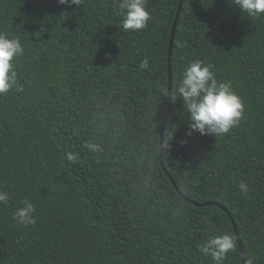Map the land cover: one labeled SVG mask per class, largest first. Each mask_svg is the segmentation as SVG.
<instances>
[{
    "label": "trees",
    "instance_id": "1",
    "mask_svg": "<svg viewBox=\"0 0 264 264\" xmlns=\"http://www.w3.org/2000/svg\"><path fill=\"white\" fill-rule=\"evenodd\" d=\"M119 2L0 0V32L24 48L14 60L23 90L0 95V190L9 195L0 264H215L198 246L224 233L236 248L223 264H243L230 216L244 264H264V14L249 17L230 0H183L174 33L177 97L163 165L187 198L228 213L185 199L160 162L179 0H147L151 19L140 31L122 29ZM195 59L244 104L240 123L219 137L186 135L178 86ZM24 200L34 225L13 219Z\"/></svg>",
    "mask_w": 264,
    "mask_h": 264
},
{
    "label": "clouds",
    "instance_id": "2",
    "mask_svg": "<svg viewBox=\"0 0 264 264\" xmlns=\"http://www.w3.org/2000/svg\"><path fill=\"white\" fill-rule=\"evenodd\" d=\"M58 2L75 4L78 7L81 0H58ZM230 3L249 17H258L264 14V0H230ZM146 5L147 0H120L118 10L123 17L120 26L124 31H140L148 26L151 15ZM23 53L24 48L18 37H10L7 33L0 32V95L8 93L12 89L23 90L14 64V60L22 56ZM139 67L142 70L149 67L147 57L141 60ZM161 94L166 96L169 93L162 88ZM178 94V97L182 98L183 108L187 113V136L198 132L201 135L219 137L229 133L243 118L244 104L239 95L233 90L230 83L219 81L212 66L202 60L190 61L183 68ZM176 97L172 95L173 100ZM172 135L173 131H170L164 147H168L167 140H170ZM184 142L186 141H182V143ZM88 146L95 148V145ZM67 159L75 164L78 156L69 153ZM238 188L241 193L247 195L248 185L245 182H240ZM8 199V193L0 190V204H7ZM34 212L33 203L24 200L21 206L14 211L13 219L21 226L34 225L36 223ZM198 247L201 254L211 257L215 264H223L227 254L235 250L236 238L231 233L212 235Z\"/></svg>",
    "mask_w": 264,
    "mask_h": 264
},
{
    "label": "water",
    "instance_id": "3",
    "mask_svg": "<svg viewBox=\"0 0 264 264\" xmlns=\"http://www.w3.org/2000/svg\"><path fill=\"white\" fill-rule=\"evenodd\" d=\"M182 3H183V0H179V3H178V8H177V11H176V15H175V19H174V22H173V25H172V29H171V35H170V39H169V48H168V105H167V110H166V113L164 115V118H163V121H162V125H161V131H160V162H161V165L165 171V173L168 175V177L170 178L172 184L174 185V187L176 188V190L180 193L181 196H183L185 199L195 203V204H198V205H210V204H215V205H218L220 206L221 208H223L226 212H228V210L226 209V207L220 203H217V202H197V201H192L191 199L187 198L181 191L180 189L178 188V186L176 185L175 181L173 180V178L171 177L170 173L167 171V169L164 167L163 165V134H164V128H165V124H166V121L168 119V116H169V113H170V109H171V89H172V75H171V53H172V47H173V39H174V33H175V28H176V25H177V22H178V18H179V15H180V12H181V7H182ZM229 213V212H228ZM230 219L232 221V224L235 228V232H236V236H237V239H238V242H239V246H240V250H241V255H242V259H243V264L245 263V255H244V250H243V247H242V243H241V240H240V237H239V234H238V231L236 229V224L232 218V216H230Z\"/></svg>",
    "mask_w": 264,
    "mask_h": 264
}]
</instances>
